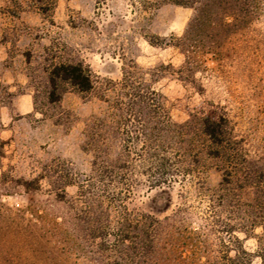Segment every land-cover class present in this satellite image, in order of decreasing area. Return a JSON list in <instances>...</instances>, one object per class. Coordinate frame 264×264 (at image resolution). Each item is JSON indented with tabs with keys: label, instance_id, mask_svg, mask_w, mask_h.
I'll return each mask as SVG.
<instances>
[{
	"label": "rangeland",
	"instance_id": "374dc122",
	"mask_svg": "<svg viewBox=\"0 0 264 264\" xmlns=\"http://www.w3.org/2000/svg\"><path fill=\"white\" fill-rule=\"evenodd\" d=\"M255 3L55 0L44 11L0 0V264H212L240 246L260 263L263 228H242L256 192L241 188L264 168V0ZM62 62L88 66L94 87L64 82L52 98L49 73ZM149 89L177 124L203 107L225 115L245 173L226 185L206 158L168 194L143 177L131 193L99 182L93 169L118 162L145 129L135 94ZM24 95L30 111L18 107ZM100 225L107 246L91 236ZM118 226L127 240L117 245Z\"/></svg>",
	"mask_w": 264,
	"mask_h": 264
},
{
	"label": "trees",
	"instance_id": "16d2710c",
	"mask_svg": "<svg viewBox=\"0 0 264 264\" xmlns=\"http://www.w3.org/2000/svg\"><path fill=\"white\" fill-rule=\"evenodd\" d=\"M161 1L190 7H194L198 2V0ZM255 1L257 2L255 7L259 6L260 0ZM33 2L37 3L41 10L47 11L54 5L55 0H33ZM49 74L53 88L52 98L64 82L81 92L90 91L94 87L93 73L82 62L58 63L52 67ZM135 95L137 99H142L148 111L144 113L147 122L145 129L136 133L134 137L129 134L128 145H123L124 155L118 162L109 164L104 161L93 169L99 174V182L110 180L113 184L120 185L118 187L120 189H116L117 193L122 191L131 193L133 181L143 177L149 188H158L161 189V193L168 194L167 189L173 188L176 183L197 176L200 172L199 167L206 158L216 161L223 172L222 181L226 185H232L234 179L237 180L240 174L245 173L247 153L234 137L225 115L203 107L198 114L192 115V120L177 124L173 122L169 112L154 99L155 93L152 90L149 89L147 94L136 92ZM132 140L142 142L138 149L131 146ZM248 177H244L245 181L241 188L243 190L253 188L256 195L253 198L254 203L247 204L246 212L250 219L242 228H255L258 225L263 228L262 236L257 237L256 255L260 258L259 264H264V168L256 170L252 178ZM87 185L88 187L92 185L90 192L93 194L97 192L94 182ZM123 185L127 187L125 186L124 189ZM29 186L31 185H26V188H30L28 190L40 187L39 184ZM96 187L98 189L100 186ZM244 195L252 198L249 191ZM121 222L117 223L122 225ZM90 232H92L91 236L104 246L110 244L107 239L109 232L104 226H96ZM123 232L118 226L116 242L114 241L117 245L127 240ZM144 233L148 235V231L144 230ZM253 256L254 254L240 246L236 249L235 256L225 253L221 261L215 260L212 264H251Z\"/></svg>",
	"mask_w": 264,
	"mask_h": 264
},
{
	"label": "crops",
	"instance_id": "0c3cea01",
	"mask_svg": "<svg viewBox=\"0 0 264 264\" xmlns=\"http://www.w3.org/2000/svg\"><path fill=\"white\" fill-rule=\"evenodd\" d=\"M18 107L24 108L26 111H30L28 95H24V97L22 99H20V103H19Z\"/></svg>",
	"mask_w": 264,
	"mask_h": 264
}]
</instances>
